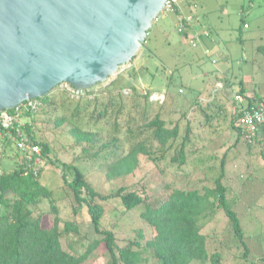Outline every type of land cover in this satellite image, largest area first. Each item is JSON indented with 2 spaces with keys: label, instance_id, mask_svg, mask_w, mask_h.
<instances>
[{
  "label": "rangeland",
  "instance_id": "1",
  "mask_svg": "<svg viewBox=\"0 0 264 264\" xmlns=\"http://www.w3.org/2000/svg\"><path fill=\"white\" fill-rule=\"evenodd\" d=\"M206 1L210 8V20L229 32L232 47L237 54L235 56H239L237 60L241 57L244 59L238 65L233 61L232 73L237 77H244V82L250 86L247 96L252 97V91L255 90L263 97L264 56L255 52L252 46H264V0ZM241 20L249 24L248 29L241 27ZM152 23L155 28L153 27L154 30L150 33V40L145 43L149 53L146 47H140L129 63L119 67L117 72L104 82L89 88L73 90L65 83L53 87L47 93L48 100L52 103L44 105L38 102L31 116L34 136L36 140L48 143V158L76 166L96 192L106 195L124 187L136 190L149 201H160L173 189H196L201 192L205 187L211 188L219 173L221 157L228 150L224 156L223 184L227 187L228 203L233 206L243 229L244 242L248 248L246 259L242 258L243 249L231 238L227 219L220 210L203 220L201 233L207 238L208 253H219L218 264H264L260 260L264 258V144L254 143L247 147L241 139L235 142L236 132L230 129L229 124L230 115L236 107L232 103L236 96L235 91L239 88L235 85L231 87V91L227 87L229 90L223 92L221 88L225 87H222L224 83L221 81L215 85L217 89L220 88V95L217 96L216 92L214 101L210 98H197L200 107H209L206 104L211 105V102H214L224 108L225 115L218 120L213 119L210 126H207L204 113L198 109L196 100H192V89L187 80L180 78L175 72L167 78V72L160 63H169L171 57L165 46L161 48V37L160 34L157 35L164 22L161 20ZM240 39L245 48L239 43ZM182 48L187 49L185 46ZM243 48L245 53L241 52ZM175 62L181 64V59L177 56ZM201 63L203 70L215 67L206 61ZM131 69L137 73L132 82L126 74ZM198 70L197 66H191L190 71L194 74H197ZM125 77L128 81L120 79ZM213 79L210 75L204 84L213 85ZM133 85L137 89L135 93L130 90ZM196 85V82H192V87ZM179 88L182 89L180 93ZM153 90L165 95L154 93ZM104 107H107V112L99 117L98 113ZM157 112L167 127L175 124L178 127L179 137L173 148L179 144L186 127L188 128V140L185 142L186 163L178 167L170 161L174 153L172 148L155 163L140 155L139 165L133 173L107 180L104 175L105 166L111 160V156L107 154L114 150L112 147L103 148V145L118 137L117 154L126 152L137 139L143 140L146 137L145 141L149 145V131L144 130L141 125L152 120ZM208 112L213 111L210 109ZM115 116L118 132L114 131ZM59 121L63 122L58 124ZM74 127L96 134V143L91 148L84 142L77 143L71 132ZM128 127L132 135L126 132ZM138 131H141L140 136L137 135ZM151 147L156 149L155 144ZM94 153L97 155L94 156ZM154 154L159 155L156 151ZM1 155V172H11L15 164L13 153L4 150ZM65 178L70 180L69 176ZM40 183L52 191L59 218L62 221H74L79 226V237L67 238L68 241H73L74 250L82 252L88 243L100 238L93 230L84 205L80 206L77 214H73L75 204L58 170L49 165L45 166L40 175ZM95 202L101 204L104 209L99 222L100 228L111 230L119 246L133 240L138 230L142 232L144 241L151 237L149 227L139 218L140 209L125 212L116 198L107 201L95 199ZM33 209L34 214L49 213V203L42 200ZM52 220L53 214H49L44 218V223L51 227ZM66 242V239L62 240L64 248L67 247ZM84 264H109L108 254L102 244Z\"/></svg>",
  "mask_w": 264,
  "mask_h": 264
},
{
  "label": "trees",
  "instance_id": "2",
  "mask_svg": "<svg viewBox=\"0 0 264 264\" xmlns=\"http://www.w3.org/2000/svg\"><path fill=\"white\" fill-rule=\"evenodd\" d=\"M243 24L244 22L241 20L242 28ZM153 27L155 28L152 23L141 47H146L145 43L150 40ZM256 50L264 56V46H259ZM147 52L149 53L148 48ZM126 74L128 80L132 82L137 73L131 69ZM120 79L128 81L126 77ZM115 81L112 83L114 84ZM230 86L232 85L228 83L223 84L222 87L225 89L221 88V90L228 91ZM237 86L239 89L235 94L240 97V100H236L234 96L232 103L236 107L230 115L229 124L230 129L236 132L235 142L241 139L247 147L254 143L264 144V123L259 125L256 139L251 143L245 140L236 124L244 110L255 105L264 106V99L257 93L248 98L245 96L242 83L239 82ZM130 90L134 93L137 91L134 85ZM179 91L182 92V89L179 88ZM214 98L216 97L210 98L211 101H214ZM34 100L44 105L52 103L48 100L47 95ZM208 106L198 109L204 113L205 122L207 126H210L213 119L218 120L225 113L224 108L214 102H211V105L208 103ZM210 109L213 111L212 113L208 112ZM118 111L119 109H117ZM106 112L107 107H104L98 116L102 117ZM115 121L116 116L113 125L114 131L118 132ZM62 122L59 121L58 124ZM141 127L149 131V145L145 141L146 137L143 140L137 139L122 154L116 153L119 149L118 137L112 138L103 145V148L112 147L114 150L107 154L111 156L110 162L105 166L104 175L107 180L125 177L133 173L139 165L140 155L150 158L153 163L157 162L173 148V144L179 137L177 125L167 127L159 112L155 113L153 119L143 123ZM26 131L40 146L44 166L49 165L61 173L64 184L69 189L75 204L72 209L73 214H77L80 206L84 205L93 230L100 235V238L88 243L82 252L74 250L73 241H68L67 238L79 237V226L74 221H62L59 218L54 206L52 191L40 183L41 174L38 176H33L31 173L24 175L22 165L17 161L19 155L15 147L11 144H3L0 138V164L2 162L1 153L4 150L11 151L15 159L11 172L4 173L0 170V264H84L101 244L108 254L109 264H148V262L153 264H190L191 262L218 264L219 253L215 252L211 255L208 253L207 238L201 233L203 220L213 216L217 210H220L226 217L231 238L243 249L242 258L246 259L248 248L244 242L243 229L233 206L228 203L227 187L223 184L224 156L228 150L221 157L219 173L213 180L211 188L205 187L201 192L196 189H173L167 193L164 199L149 201L146 196L136 190H128L124 187H119L106 195L96 192L76 166L48 158L50 153L48 143L36 140L28 126ZM71 132L77 143L84 142L88 148L96 143V134L83 131L79 127H74ZM126 132L132 135L129 127ZM188 132L186 127L181 141L173 148L174 153L170 158V161L176 163L178 167L183 166L187 160L185 142L188 140ZM139 134L141 131L137 132L138 136H140ZM152 144H155V150L152 149ZM155 151L159 155H155ZM93 155L96 156L97 153ZM65 176H69L70 180H66ZM113 198L120 201L125 212L141 210L139 218L151 231V237L148 240L144 241L142 232L138 230L133 240H128L119 246L111 230L100 228L99 222L104 209L101 204L95 202V199L107 201ZM42 200L49 203V213L34 214L33 208ZM49 214H53L51 227L44 223V218ZM63 239L67 240L66 248L62 246ZM260 260L264 263V258H260Z\"/></svg>",
  "mask_w": 264,
  "mask_h": 264
},
{
  "label": "water",
  "instance_id": "3",
  "mask_svg": "<svg viewBox=\"0 0 264 264\" xmlns=\"http://www.w3.org/2000/svg\"><path fill=\"white\" fill-rule=\"evenodd\" d=\"M166 0H0V112L56 85L104 82L140 49Z\"/></svg>",
  "mask_w": 264,
  "mask_h": 264
},
{
  "label": "crops",
  "instance_id": "4",
  "mask_svg": "<svg viewBox=\"0 0 264 264\" xmlns=\"http://www.w3.org/2000/svg\"><path fill=\"white\" fill-rule=\"evenodd\" d=\"M193 4L196 5L194 14L197 16V20L191 24L189 33H200L202 31H208L214 38V43L211 44L208 41L202 39L196 48H191L186 42L184 35L179 34L176 31L177 18L181 15L189 13V10ZM209 11L210 8L206 0H178L176 13L166 15L162 18L164 22L163 27L160 28L157 33V35L160 34L159 37H161V48L165 46L171 57L169 63L161 62L160 64L163 67L164 71L167 72V78L172 76L175 72L180 78L187 80L188 84H190L189 87H191L192 89V100L195 99L197 105L199 104L197 98L199 100H204L205 98H212L213 96H215L216 92L220 91V89H217L215 85L217 82L221 81L224 84L227 82L228 84L232 85L229 88L230 91L231 87L241 82L242 88L245 90V96L249 98V96H247V91L249 90L248 88L250 86L248 87V83L246 84V82H244V77H237L231 71V65L234 60L235 64L238 65L244 59L243 57H241L240 60H237L239 56H235L237 54L232 47L229 32H227L226 29L221 27L219 24L215 23V21L210 20L208 16ZM245 23L246 22H244V24ZM246 25L247 28L244 29L249 28V24L247 23ZM248 40H250V38H248ZM241 41L242 40L240 39L239 43L243 44L242 46L244 47V43ZM183 46L187 47V49H183ZM259 46L262 45L255 44L254 46H252L254 47L253 50L257 52L256 49ZM205 48H210V50H212L213 58H216V64H211L209 59L204 56L203 50ZM244 48L241 49V52L244 51ZM177 56L181 59V64H177L175 62V58H177ZM202 61H206L209 65L215 66L216 68H211V70L209 68H204L203 70L201 63ZM192 65L197 66V68L199 69L197 74H194L190 71ZM166 67H169V69H166ZM210 75L214 77V84L207 86L204 84V81L208 79ZM225 79L226 82H224ZM192 82H196L197 85L192 87ZM153 92L157 94H164L160 91L155 90H153ZM252 92L253 95L254 93H257L259 95V93L255 92V90H253ZM218 95H220L219 92L217 96ZM259 96L262 97L261 95ZM262 98L264 99V96ZM199 107L200 106L198 105V108Z\"/></svg>",
  "mask_w": 264,
  "mask_h": 264
},
{
  "label": "built area",
  "instance_id": "5",
  "mask_svg": "<svg viewBox=\"0 0 264 264\" xmlns=\"http://www.w3.org/2000/svg\"><path fill=\"white\" fill-rule=\"evenodd\" d=\"M177 3L178 0H166L163 9L154 18L153 22L161 21L166 15L175 14ZM195 9L196 5L193 4L189 13L177 18L176 25V31L184 35L186 42L191 48H196L202 39L211 44L214 43V38L208 31L189 33L191 24L197 20V16L194 14ZM243 28H247V25L243 24ZM203 54L209 59L211 64H216V58H213L210 48H205ZM71 88L75 90L73 87ZM235 99L240 100V97L236 95ZM38 104V101L30 99L21 102L10 110L0 112V138L3 144H11L15 147L19 155L17 161L22 165L24 175L31 173L33 176H38L45 167L40 146L33 140L30 133L26 131L28 126L34 134L31 116ZM263 123L264 106L255 105L250 109L244 110L237 119L236 124L245 140L251 143L255 141L259 125Z\"/></svg>",
  "mask_w": 264,
  "mask_h": 264
}]
</instances>
